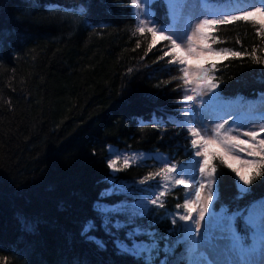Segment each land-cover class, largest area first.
<instances>
[{
  "label": "trees",
  "instance_id": "1",
  "mask_svg": "<svg viewBox=\"0 0 264 264\" xmlns=\"http://www.w3.org/2000/svg\"><path fill=\"white\" fill-rule=\"evenodd\" d=\"M203 6L232 7L228 0ZM152 10L158 25L169 23L164 0H154ZM133 12L130 0H0V264H144L100 228L94 203L107 186V146L160 151L174 163L194 150L187 125L169 119L184 120L181 66L168 63L167 41L136 32ZM257 27L234 21L206 30L207 44L229 50L207 62L217 99L255 101L264 94V34ZM211 164L217 176L211 211L231 216L264 198V175L252 171L249 193L238 198L236 174L219 157ZM159 169L148 159L116 176L136 181ZM184 195L182 187L167 192L164 207L143 218L168 236L152 264H189L167 217ZM232 228L250 245L241 215Z\"/></svg>",
  "mask_w": 264,
  "mask_h": 264
},
{
  "label": "snow or ice",
  "instance_id": "2",
  "mask_svg": "<svg viewBox=\"0 0 264 264\" xmlns=\"http://www.w3.org/2000/svg\"><path fill=\"white\" fill-rule=\"evenodd\" d=\"M206 0H201V4ZM131 6L134 9L133 15L136 19V32L144 33L149 32L153 37L160 36L162 41H167L166 45L168 51L165 55L173 54V59L168 63H179L185 65L187 57L194 56L196 59L202 57L219 54V52L228 53V49H221L219 52L214 50L207 41L209 36L204 35V30H215L216 25L228 24L234 21L250 22L257 26V33L264 34V0H228L231 8H226L221 11H209L202 9V16L195 21L194 26L189 24L184 30H170L168 26L158 25L154 19L152 5L154 0H130ZM170 6H174L177 0H166ZM80 11H84L83 8ZM171 15V12H170ZM199 42L202 46L197 47ZM139 47V45H137ZM182 52L184 56L176 57L174 54ZM233 56H239V52H231ZM255 50H253V55ZM163 57H161L162 59ZM257 63H262L256 57ZM214 67V65H213ZM180 71L183 73V83L185 85V95L183 102L193 101L196 102V97L202 96L205 93H212L216 89L217 84L213 82L214 77L209 74V69L202 66L190 69L189 67H181ZM189 85H194L189 87ZM191 92V95L187 94ZM218 96V94H214ZM212 98L210 97L211 102ZM191 107V106H188ZM185 117L183 121L176 117H169L179 127L187 125V132L191 137V148L195 150L194 157H202V159H192L183 163L174 164L166 158L162 160L164 167L160 168L155 173H149L141 184L147 183L150 179H155L157 176L161 178V183L157 187L163 190L153 193L155 199H148L147 204H151L160 208L164 207L162 197L167 193L168 186L175 187L183 185L185 189V201L183 205L184 214L172 217L173 225H177V220L182 221L175 227L169 235L182 234L183 239L178 242H183L187 246L189 253V264H197L203 261V264H213V260H209L202 252L199 251L200 247L214 248L216 239L227 240L226 251L230 254H236L234 258L225 260L226 264H254L246 258V254H251L256 251L259 246L261 255L264 256V200L251 205L246 211L248 215L246 222L251 230V235L254 238L252 245L245 243V238L238 236L232 228L233 217H224L226 221L224 224L219 225L217 222V214L214 211L209 212V204L215 199L216 196V167L211 164V159L219 157L221 161L230 168L238 177L237 191L238 198L246 196L250 189L249 185L252 183V171L255 175H264V138H257V131H245L243 136L249 137L250 140L246 141L241 139L240 134H234L232 128H225L227 120L222 123H217L211 129V132L204 126V115L201 112L181 111L180 113ZM156 117H153L155 122ZM260 132H264V123H261ZM210 145H218L216 152H209ZM240 145H248L246 148ZM187 151V149H186ZM245 152L246 157L241 158L238 153ZM247 157H259V159H248ZM144 154H114V158L109 159L108 167L113 172L123 170V168L130 167L136 163L138 159H144ZM159 158V157H157ZM122 160V164L118 166V162ZM229 161L237 162L240 167H235ZM241 168L248 170L247 174L241 171ZM198 169L200 179H196V170ZM124 186L121 185L117 188L115 178H113V188L107 191V194L123 190ZM202 192L204 196H202ZM139 211L133 212L132 216H145L150 212L146 204L141 201L138 204ZM97 211L105 218L106 226L110 223L108 217L116 212L121 211L115 206L109 208L103 205L97 206ZM226 211V210H225ZM195 213V215H193ZM207 213V218H206ZM235 215V214H234ZM155 221H153L154 223ZM120 225H112V227H119ZM91 225H85V233L89 230ZM220 227L221 235L216 237L212 234V229ZM203 230V231H202ZM144 236L147 238V243L143 240L136 243V238ZM199 237V238H197ZM89 239H92L89 237ZM128 239L132 241V246L128 247L122 240L117 241V247L120 251L129 253L136 257H141L144 264H152L153 253L160 251L159 241H168V236H161L156 232L147 231L144 228L136 227L128 233ZM98 247H103V241H94ZM166 253L173 251L169 243H165L164 249ZM199 257V261L195 258ZM164 264V262H161ZM264 264V262H262Z\"/></svg>",
  "mask_w": 264,
  "mask_h": 264
},
{
  "label": "rangeland",
  "instance_id": "3",
  "mask_svg": "<svg viewBox=\"0 0 264 264\" xmlns=\"http://www.w3.org/2000/svg\"><path fill=\"white\" fill-rule=\"evenodd\" d=\"M166 3V0H164ZM168 9V15H169V23L164 25L168 26L170 30H184L189 24L193 25L195 24V21L202 16V9L212 11L201 4V0H177V3L174 6H170L167 4ZM134 11V9H133ZM171 12V15H170ZM137 23V21H136ZM206 30H204V35H206ZM160 37L159 35H157ZM197 43V47L202 46L199 42ZM176 57L184 56L185 53L178 52L174 54ZM217 54L208 55L205 57H202L200 59H196L194 56L187 57L185 61V65H181V67H189L190 69H194L195 67L202 66L204 68H209V64L207 63L212 58H216ZM194 85H189V87H193ZM186 94V93H185ZM191 95V92L187 93ZM215 92L212 93H205L202 96L196 97V102L193 101H187L182 102L183 111H188L190 114L192 112H201L203 111V115L205 117L203 123L204 126L211 132V129L215 126L217 123H222L224 120H227V123L225 124V128H232L234 130V134H240L241 139L249 141L250 138L243 136L242 133L245 131H257V138H264V132H260V126L261 123H264V94H259L255 101H251L249 99L245 101L240 100H234V101H222L217 99V97L214 95ZM210 97L212 98L211 102ZM191 106V107H188ZM185 119V117H184ZM242 148L248 147V145H240ZM217 151L218 145H210L209 146V152L210 151ZM107 152H108V161L111 158H114V154H121L123 156L124 154H137L138 156L140 154H144V159H138L136 163L144 162L145 160L152 159L154 162L160 165V168L164 167V164L162 162L163 159H168L167 155L160 151H154V152H147L143 150H134V149H122L117 148L112 145L107 146ZM195 152V150H194ZM194 152L192 154V157L188 159L187 161H190L192 159H202V157H194ZM241 158L246 157L245 152L238 153ZM159 157V158H157ZM248 159H259V157H247ZM171 162V161H170ZM233 165H236L237 167H240V165L235 161H229ZM174 163V162H171ZM183 163V162H181ZM122 164V160L118 162V166ZM135 164V163H134ZM179 164V163H174ZM109 169V167H108ZM159 171V170H158ZM242 172H245L247 174L248 170L241 168ZM118 172H113L111 169H109V177L107 178V186L101 190L99 194V199L94 203L95 209L97 210L98 205H103L106 207H113L120 209L121 211L116 212L108 217L110 220V223L106 226L105 218L101 215V224L100 228H102L105 232H108L114 240V244L117 247V241L122 240L125 244L128 245V247L132 246V241L128 239V233L136 227H141L146 229L147 231L154 232L151 228L148 227L149 221L146 219L144 221V216H132L133 212L139 211L138 204L139 202L143 201L146 204V207L148 210L153 209V211H157L160 209V207L147 204L148 199H155V195L153 193L159 192L163 190L162 188L157 187L162 181L159 176H157L155 179H150L145 184H141L140 181L144 180L145 178H142L140 180L136 181H127L123 179L117 178ZM113 178H115V184L117 188L119 186L123 185V190H119L116 192H113L112 194H107V191L113 188ZM196 179L199 180V172L198 169L196 170ZM182 187L183 185H177L175 187L168 186V191H171L175 188ZM202 196H204V193L202 192ZM115 198L113 201L106 200L104 198ZM186 195H184L183 203L185 201ZM163 200V197L161 198ZM264 200V198L257 200L253 204H256L257 202ZM251 204V205H253ZM250 205V206H251ZM249 206V207H250ZM248 207V208H249ZM247 208V209H248ZM185 210L183 207H175L173 211L167 213V217L172 222V217L177 216L180 214H184ZM209 212L211 210L209 209ZM217 214V222L219 225L224 224L226 221L224 220V217H235V215H241L243 218V222L248 226L246 222V217L248 215V212L245 210L244 212H237L229 215H224L220 211L215 212ZM195 215V213H193ZM146 216V215H145ZM154 214H151V217L154 218ZM161 217V216H160ZM151 218V219H152ZM207 218V213H206ZM152 221V220H151ZM179 224H183L182 221L177 220V226ZM90 225V223H88ZM112 225H120L119 227H112ZM85 227L83 228V233H85ZM203 231V230H202ZM212 234L216 237H219L221 235L220 227H215L212 230ZM249 238H250V245L254 243V238L251 235V230L249 228ZM241 237V234L239 235ZM88 238L91 237L94 240H97L93 238L92 236L88 235ZM199 238V237H197ZM172 239L177 242L183 239L182 234H174L172 236ZM143 240L145 243H147V238L144 236L136 238V243H140V241ZM215 247L214 248H204L200 247L199 251L203 253L204 256H206L209 260H213V264H226L225 260H230L235 257L236 254H230L226 251V245L227 240L225 239H216L214 241ZM118 248V247H117ZM159 255L158 252L153 253V258L157 257ZM246 258L249 261H253L254 264H262L264 262V256L261 255L259 246H257L256 251L252 252L251 254H246ZM197 261H199V257L195 258ZM197 264H203V261L197 262Z\"/></svg>",
  "mask_w": 264,
  "mask_h": 264
}]
</instances>
